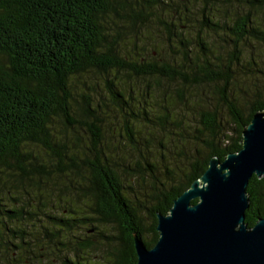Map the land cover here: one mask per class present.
<instances>
[{"label": "trees", "instance_id": "obj_1", "mask_svg": "<svg viewBox=\"0 0 264 264\" xmlns=\"http://www.w3.org/2000/svg\"><path fill=\"white\" fill-rule=\"evenodd\" d=\"M153 27L164 31L172 58L146 37ZM212 32L223 48L215 47ZM127 40L133 52L122 48ZM255 41L264 44V0H0V252L20 255L34 237L37 249L48 242L63 264H98L87 254L108 241L111 264H137L134 234L151 248L159 238L157 213L170 212L212 157L239 151L243 128L264 110V88L249 100L233 93L238 70L256 64L244 58ZM89 73L103 78L99 99L94 83L77 87ZM134 79L145 80L142 101ZM163 79L176 86L168 90ZM209 84L230 121H221L218 107L198 105L195 151L178 152L187 162L178 173L163 158L162 171L146 155L149 136L174 127L185 134L184 116L177 119L172 108L182 103L194 111L197 87ZM110 117L121 128L114 134L110 126L109 137ZM123 173L150 176L144 203H133ZM35 193L36 209L23 199ZM247 194L245 222L253 226L264 217V177L254 174ZM56 197L52 209L62 213L45 214L49 226L34 234L20 225ZM109 225L117 232L106 233Z\"/></svg>", "mask_w": 264, "mask_h": 264}, {"label": "water", "instance_id": "obj_2", "mask_svg": "<svg viewBox=\"0 0 264 264\" xmlns=\"http://www.w3.org/2000/svg\"><path fill=\"white\" fill-rule=\"evenodd\" d=\"M240 142L224 160L212 157L168 214L157 213L159 238L151 248L134 234L137 264H264V217L245 222L249 180L264 177V110L243 128Z\"/></svg>", "mask_w": 264, "mask_h": 264}, {"label": "rangeland", "instance_id": "obj_3", "mask_svg": "<svg viewBox=\"0 0 264 264\" xmlns=\"http://www.w3.org/2000/svg\"><path fill=\"white\" fill-rule=\"evenodd\" d=\"M196 6L199 8V3H196ZM248 7V6H247ZM249 8V7H248ZM247 9V8H246ZM199 12V11H198ZM260 15L258 14V17ZM154 24V23H153ZM128 34V33H127ZM126 34V36H127ZM146 37L152 39L154 43L157 44V46L164 45L162 49H159V51L162 52V56L165 58H170L169 55H171L172 58V50L167 45L166 42L162 41L164 40V31L157 30L155 27L149 29L148 31H145ZM129 36V35H128ZM211 39L214 41L216 48H223L224 46H220L222 44V41H218V38L216 37L215 33H211ZM131 40L125 43L121 41L122 48L126 50L127 52H133V45L130 44ZM253 47L248 45V48L245 50L244 58H254L256 64H252L249 67V70L241 71L238 70L236 73V81H235V87L233 88V93L235 95L239 93L246 94L247 100L251 99L256 91H262L264 88V44L260 42H254ZM219 52V50H218ZM217 52V53H218ZM254 62V63H255ZM239 69V68H238ZM257 69V70H256ZM243 72V73H242ZM87 81V84H92L96 86V88H100L97 90V92L94 94L96 98H101V93L105 91L104 85H103V78L98 73H89L85 75L84 78L81 80H76L77 87L79 90H82L84 88V81ZM133 88L136 90L135 97L139 99L138 101H142L143 97L140 96L139 91L145 88V80L143 79H134L130 81ZM238 83V84H236ZM167 87L168 90H172L176 83H170V81H167V79H163L161 86ZM195 89V88H194ZM245 91V92H244ZM197 95L196 98L199 99V102L196 106L200 105L204 108H215L218 107L220 111V118L221 121L225 124H227L229 120V116L227 114L226 109L221 105V102L218 98V93L216 89V85L209 84L197 87L196 89ZM195 98V99H196ZM240 101L245 104L242 100V98L239 96ZM150 101V100H149ZM153 101V102H152ZM154 104L155 100H151L150 104ZM194 106V107H196ZM200 106L194 108V111L189 110L185 105L182 103L175 104L172 108L173 114L177 115V119H179L178 116L183 117V126L185 134L178 135L179 128L174 127L173 130H160L157 129L154 131V134L149 136V142L147 148H145L146 155H148L150 158L155 159L158 161L157 166H159L163 171V163L166 164L169 167H173L175 172H179L178 167H184L187 165L184 154H178V152L185 150L188 155H191L195 151L196 148V141L194 138V135L197 133V129L201 128V125L199 124V115L198 111L201 109ZM173 115V116H174ZM197 117H196V116ZM175 117V116H174ZM176 119V118H175ZM113 126L114 134L118 133V131L121 128V120H118L117 122L112 120V117L110 119L106 120L105 129L107 130V135L110 137L112 135L110 126ZM231 125L228 124V127ZM138 127L141 130H148L150 129V126H147V124L139 123ZM159 128V127H158ZM83 133V132H82ZM84 134V133H83ZM86 134V133H85ZM84 134V136H86ZM113 138V137H112ZM43 155H46L45 153ZM130 160H127V163L133 164L134 161L137 159L135 157L130 156ZM164 158L163 163L162 159ZM181 158V160H180ZM122 172H124L122 170ZM162 175V173L160 174ZM123 181L125 184L130 185L134 190V195L130 196L132 197V201L135 204L138 203H144L146 201V197L150 194L151 191V184L152 179L148 174H146L143 178L142 177H136L135 179H131L126 173H123ZM131 193V192H128ZM24 197V196H23ZM6 201H8V197L5 196ZM26 202L30 201L32 204V207L36 209V206L38 205V195L37 193L32 194L30 197L25 196L23 198ZM56 198L54 199H46L47 206L41 207L44 210L37 211L38 214L31 220V221H25L23 224L28 232L36 233L37 229L40 230V226L42 224L44 225H50L48 218L45 216V214L48 213H54V214H61L62 209H52L53 205L56 204ZM44 200V198H43ZM53 202V203H52ZM21 203L19 202V205ZM81 205V203L79 202ZM145 205H150L149 201ZM66 212V210H65ZM20 223V222H18ZM11 224V223H10ZM106 233L111 234L117 232L115 228L112 226H106L103 228ZM42 231V230H41ZM32 244L28 245L26 250H24L20 255L12 254L8 256L5 254L4 251L0 252V264H63L62 262V256L59 252H54L52 250L51 245L48 242L42 243V245H39L40 248L34 246V237ZM97 249H94L92 251H89L88 257L91 261H95V263L98 264H111V257H110V251L113 248V245L111 242L106 241H99L97 242ZM41 252V253H40Z\"/></svg>", "mask_w": 264, "mask_h": 264}]
</instances>
